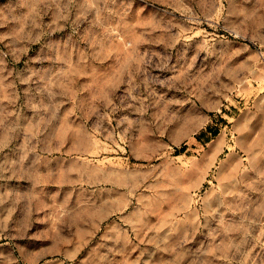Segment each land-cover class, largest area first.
I'll return each mask as SVG.
<instances>
[{
    "label": "rangeland",
    "instance_id": "rangeland-1",
    "mask_svg": "<svg viewBox=\"0 0 264 264\" xmlns=\"http://www.w3.org/2000/svg\"><path fill=\"white\" fill-rule=\"evenodd\" d=\"M0 264H264V0H0Z\"/></svg>",
    "mask_w": 264,
    "mask_h": 264
}]
</instances>
